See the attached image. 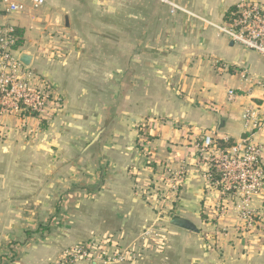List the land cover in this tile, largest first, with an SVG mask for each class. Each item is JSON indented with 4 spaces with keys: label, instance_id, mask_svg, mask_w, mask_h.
Returning a JSON list of instances; mask_svg holds the SVG:
<instances>
[{
    "label": "crops",
    "instance_id": "0c3cea01",
    "mask_svg": "<svg viewBox=\"0 0 264 264\" xmlns=\"http://www.w3.org/2000/svg\"><path fill=\"white\" fill-rule=\"evenodd\" d=\"M8 1H20L25 5L24 11L7 13L4 1L0 0V24L23 29L24 42L16 50L17 55L22 52L31 54L27 71L44 77L55 92L65 96V103L48 122L40 124L33 116L19 119L0 115V160L11 158L15 161L25 150L36 153L32 148L42 145V139L50 132L64 135V146L71 152L79 150V185H82L79 195L90 199L87 203L95 221L97 216V223L92 224L93 230L113 233L116 241L120 242L123 237L128 239L148 227L152 212L143 198V192L148 188V185L144 187L145 184L153 182L149 181L148 173L153 180L156 166L161 162L175 165L178 160L185 159L187 171L173 204L172 216L191 220L199 232L174 225L172 232L188 237L195 235L197 238L193 244L186 246L189 253L185 258L186 264H264V224L259 229L243 232L246 239L236 238L233 235L236 218L230 211L218 221L219 228L226 230L218 236L223 255H215L212 253L215 251L206 246L202 234L211 226L206 217L203 221L202 215L211 216L214 197L207 190L195 163V143L200 140V129L233 141H255L263 148L264 160V58L256 51L234 43L211 24L223 23L226 11L241 0H44L45 3L36 8L26 6L27 0ZM251 1L264 5V0ZM171 3L179 8L172 11ZM74 8L79 9L76 17L79 23L97 24L96 29L100 32V22H103L110 35L107 60L94 63V58L81 55L79 82L69 76L67 58H57L61 39H65L58 22L61 19L63 30H69L72 25L70 11ZM89 8L95 9L96 14L85 12ZM101 8L105 11L101 12ZM65 17L68 18L67 26ZM91 27L95 29V26ZM136 28L137 39L144 48L142 55L148 54L144 52L148 50V40L163 41L161 47L165 51L171 50L172 57L178 62L174 69L184 73L178 86L182 96H160L162 103L174 105L171 116L183 124L172 128L168 123L164 125L154 120L142 128L144 131L123 130L114 126L109 131L112 138L107 143L108 151H99L96 145L99 137L92 148L85 149L98 133L91 129L97 128L101 119L113 115L117 71L120 70L117 58L127 54L128 61L124 60L123 67L124 70L130 68V43ZM89 35L96 39L99 33L93 34L91 30ZM100 72H104L103 77ZM140 84L138 101L146 103L147 87L145 83L142 87V81ZM134 87L131 86L130 90ZM228 89H233L232 97L228 96ZM72 98L75 104H79L77 111L71 109ZM249 106L257 114V127L243 117L244 110ZM142 112V109H135V113L130 114L138 116ZM67 119L76 121L75 128ZM23 137L31 139L30 145L23 142ZM91 155L96 159H89ZM100 158L106 166L102 178L98 176ZM150 161L155 162L154 168L148 165ZM254 206L263 213L264 219V192L255 198ZM140 242L138 237L131 241L133 246ZM158 260L160 262L162 258ZM177 261L178 258L175 259Z\"/></svg>",
    "mask_w": 264,
    "mask_h": 264
},
{
    "label": "rangeland",
    "instance_id": "374dc122",
    "mask_svg": "<svg viewBox=\"0 0 264 264\" xmlns=\"http://www.w3.org/2000/svg\"><path fill=\"white\" fill-rule=\"evenodd\" d=\"M27 2L26 6H31L28 0ZM103 11L105 10L101 8V12ZM85 12L96 14V10L92 8L85 9ZM70 14L72 25L69 30H63L61 19L58 22V27L64 31L65 39H61L60 54L57 58L59 60L67 58V64L70 67L69 76L72 75L79 82L81 55H87L84 58H94V63L107 60L110 35L103 22H100V32L96 29L99 26L97 24L79 23V18L76 19L79 9L74 8ZM97 15L101 16V14ZM92 25L95 29L91 27ZM91 30L93 34L99 33L96 39L89 35ZM137 37L138 28L132 34L130 43V68L126 67L124 70L123 67L124 60L128 61L127 54L125 57L117 58V68L120 70L117 71V97L112 107L113 115L108 119H101L97 128L91 129L98 133L85 149L92 148L99 137V142L96 144L99 151H108L107 143L109 138H112L109 136V131L114 126L123 130L144 131L147 123H153L154 120L165 123L164 125L168 123L172 128L183 124L171 116L174 105L162 103L160 96H182L183 92L178 86L184 73L174 69L178 62L172 57L171 50L165 51L161 47L164 45L163 41L148 40V50L144 51L148 54L142 55L144 48ZM92 49L93 52H91ZM97 52L98 55L93 56ZM103 73L100 72L102 77ZM140 81H142V87L143 83L147 87L146 103L138 101ZM134 85L135 87L130 90ZM56 92L61 98V109L64 107L65 96L59 91ZM125 96L129 97L124 99ZM75 102L72 98L70 104L73 111H77L79 106ZM135 109L140 111L142 109L143 112L138 116H131L130 113H135ZM67 121L72 123V128H75L74 119L71 121L67 119ZM66 127L69 126L66 125ZM39 138L42 139V137ZM42 140V145L32 148L37 151L36 153L25 150L19 153L15 161L10 160L11 158L0 160V264H136L138 262L186 264L185 258L189 254L186 246L193 244L197 239L196 236L175 235L172 232L173 225L169 222L174 210H170L168 208L170 205L167 204L159 213L156 202L152 204L144 195L146 192H143V198L152 212L147 228L137 232L136 235L132 234L128 239L123 237L120 242L116 241L113 233H98L93 230L92 224L97 223V216L95 221L91 206L87 203L90 199L79 195L82 186L79 185V150L71 152L64 146L65 136L55 135L54 132H50V135ZM30 141L31 139L23 137V142H27L26 144L30 145ZM88 157L96 159L92 155ZM99 161L101 163L98 176L102 178L105 176L103 172L106 166H103L102 158ZM154 164L155 162L150 161L148 165L154 168ZM147 177L149 181L154 180H151L150 173ZM147 185L146 191L151 189L155 191L154 183L148 182L144 187ZM234 213L230 214L234 215ZM205 217L211 227L209 226L207 231L203 230V240L207 247L215 251L212 253L222 256L223 250L218 244V236L226 230L219 228L218 221L225 215L218 220L214 216L202 215L203 221ZM237 217L233 216L236 218L233 223V235L244 240L247 236L243 232L248 233L251 229L244 230L245 227ZM135 237H138L141 242L133 246L131 241ZM76 245L88 247L87 252L91 254L80 257V253H66ZM67 257L73 261L70 262V258ZM159 258H162L160 262ZM177 258L178 261L175 262Z\"/></svg>",
    "mask_w": 264,
    "mask_h": 264
},
{
    "label": "built area",
    "instance_id": "2783aa9c",
    "mask_svg": "<svg viewBox=\"0 0 264 264\" xmlns=\"http://www.w3.org/2000/svg\"><path fill=\"white\" fill-rule=\"evenodd\" d=\"M3 1L7 13L25 10L23 2ZM28 1L35 8L45 3L44 0ZM176 8L179 7L171 3L172 11ZM211 24L234 43L254 50L264 58L262 3L241 0L234 5L223 23ZM15 42V26L0 24V115H11L19 119L33 116L38 124L48 122L60 110L61 98L44 77L27 71L20 63L17 49L14 48ZM227 93L232 97L234 91L228 89ZM243 117L251 120L253 127L258 126L259 120L253 107H247ZM200 131V140L195 143V163L207 190L214 197L211 216L218 220L229 211L235 212L234 215L238 216L244 230L259 229L264 224L263 213L254 206V200L264 192L262 146L255 141H233L225 136L221 137L224 144L218 145L213 132ZM187 166L185 159L178 160L175 165L161 162L156 166L152 182L155 191H145V195L150 201L156 202L159 213L167 204L172 209ZM87 248L76 245L66 253L76 252L80 253V257L89 256L91 252H87ZM72 261L70 258V262Z\"/></svg>",
    "mask_w": 264,
    "mask_h": 264
},
{
    "label": "water",
    "instance_id": "95a60500",
    "mask_svg": "<svg viewBox=\"0 0 264 264\" xmlns=\"http://www.w3.org/2000/svg\"><path fill=\"white\" fill-rule=\"evenodd\" d=\"M65 25L66 26L68 25L67 17H65ZM31 58H32L31 54L27 52H22L19 56V61L23 66L28 68L31 63ZM169 222L170 224L174 226H177V227L189 230V231H193V232H198V228L196 227V225L191 220L185 217L174 215L170 218Z\"/></svg>",
    "mask_w": 264,
    "mask_h": 264
},
{
    "label": "trees",
    "instance_id": "16d2710c",
    "mask_svg": "<svg viewBox=\"0 0 264 264\" xmlns=\"http://www.w3.org/2000/svg\"><path fill=\"white\" fill-rule=\"evenodd\" d=\"M233 7H230L226 13H225V16H224V19L226 20L229 12L231 11ZM15 35H16V42L14 44V48L15 49H18L24 42V38H23V29L20 28V27H16L15 26ZM216 142L218 145H223L224 143L222 142V139L220 137H216L215 138Z\"/></svg>",
    "mask_w": 264,
    "mask_h": 264
}]
</instances>
